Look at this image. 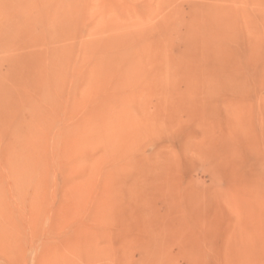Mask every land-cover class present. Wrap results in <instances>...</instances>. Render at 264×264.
I'll list each match as a JSON object with an SVG mask.
<instances>
[{"label":"rangeland","instance_id":"obj_1","mask_svg":"<svg viewBox=\"0 0 264 264\" xmlns=\"http://www.w3.org/2000/svg\"><path fill=\"white\" fill-rule=\"evenodd\" d=\"M0 264H264V0H0Z\"/></svg>","mask_w":264,"mask_h":264}]
</instances>
